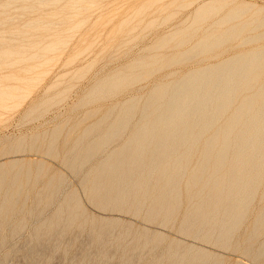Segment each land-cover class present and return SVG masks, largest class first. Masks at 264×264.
I'll return each instance as SVG.
<instances>
[{
	"label": "rangeland",
	"instance_id": "374dc122",
	"mask_svg": "<svg viewBox=\"0 0 264 264\" xmlns=\"http://www.w3.org/2000/svg\"><path fill=\"white\" fill-rule=\"evenodd\" d=\"M241 64L253 72L234 71L231 106L193 149L150 153L132 142L118 151L157 88ZM257 92L264 0H0V264H264V144L247 153L235 146L249 140L244 120L261 107ZM130 100L134 119L109 138ZM233 114L240 118L228 132ZM103 135L104 151L72 166L86 158L77 143ZM121 152L136 166L130 181L122 166L97 165Z\"/></svg>",
	"mask_w": 264,
	"mask_h": 264
},
{
	"label": "bare ground",
	"instance_id": "6f19581e",
	"mask_svg": "<svg viewBox=\"0 0 264 264\" xmlns=\"http://www.w3.org/2000/svg\"><path fill=\"white\" fill-rule=\"evenodd\" d=\"M229 35H227L228 37ZM254 63V62H253ZM254 64L251 65H246V64H241L239 66L234 67L233 69L231 67H227L224 65H220L217 66L216 69L214 71H212V69H206L197 73H194L186 78H184L182 81H179L177 84L176 83H172L171 84H166L163 87L157 88V92L155 91L154 95H151L148 100H146L145 102V106L144 108H140V112L138 113V117H137V122L133 124V122L131 123V119H134V114L132 113V109L130 112L126 111L127 110V106L128 105H133L136 104L135 101L130 100L128 102H126L125 104L122 105V109H123V115H116L117 117L115 118V120L112 121L110 127L106 130H109L111 136L109 138H111L113 135H116L119 133V131L121 132L122 130L126 131V127H128V125L130 126L131 123V132L127 133L124 132L127 136L125 137V141L123 146L118 150V151H127L126 148H129V144L134 145V148H136V150L134 151H141V150H145L146 148L148 149V151H152V153H154L155 151H177L178 148H184L185 151L191 150L193 149V147L195 146V142H197L198 140L200 141L202 139L203 134L208 131V129L212 128L213 126V121H215V117L221 112L222 109H224V107L228 106V108L231 106V102H233L232 100V96L233 94H235V87L237 86L238 82L240 80L235 79V74L234 71H239L241 70L242 73L240 74V76L244 75L246 76V73L248 75H250V73H252L253 71L251 70ZM252 68H249V67ZM230 69V70H229ZM252 71V72H248L247 71ZM222 70L224 72H222ZM226 72V73H225ZM208 74V75H207ZM215 75V77H212V75ZM188 75V74H187ZM225 75V76H224ZM238 75V74H237ZM207 78V79H206ZM208 81V82H206ZM252 81V80H251ZM209 82H211L210 86H207V84H209ZM256 82V81H255ZM185 83H188L187 85ZM190 83V84H189ZM245 85V84H244ZM162 86V85H160ZM221 87V89H219ZM246 87V86H245ZM260 89V88H259ZM100 90V89H99ZM237 91V90H236ZM104 92V90H103ZM260 92V90H259ZM98 93V92H96ZM102 93V92H101ZM258 93V92H257ZM256 94V93H255ZM260 94V93H258ZM197 95V96H196ZM195 96V97H194ZM252 96V95H251ZM249 96V97H251ZM194 97V98H193ZM240 97V96H239ZM259 97V96H258ZM191 98H193L191 100ZM236 98V97H235ZM248 100V99H247ZM255 100V99H254ZM259 100H261V107H257L259 108L258 110H256L255 115L251 116V117H245L246 119L245 124L246 128H245V134L248 135L249 140H247L246 142H238L237 144H235L236 149L238 151H246L247 149L252 148L254 151L256 149V147H261L260 145L263 146L264 144V93L260 94ZM251 101V100H250ZM244 102V101H243ZM256 102V101H255ZM249 103V102H248ZM258 103V102H257ZM259 105V104H258ZM234 107V106H233ZM249 107V106H247ZM251 107V106H250ZM255 107V106H253ZM121 108V107H120ZM237 108V107H236ZM239 108V107H238ZM255 108V109H257ZM121 109V110H122ZM136 109V108H135ZM139 109V108H138ZM212 112V117L210 119H207V112L209 111ZM251 109V108H250ZM114 110V109H113ZM112 110V112H113ZM120 110V111H121ZM229 110V109H227ZM245 111H248V109H246ZM136 112V111H134ZM224 112V111H222ZM237 112V111H236ZM254 112V111H253ZM115 113V112H113ZM120 113V112H119ZM118 113V114H119ZM122 113V112H121ZM210 113V112H209ZM230 113V112H229ZM244 113V112H243ZM246 114V113H245ZM108 115V114H107ZM113 115V114H112ZM224 115V114H222ZM241 115V113L239 114ZM239 115H235L233 114L231 116L230 119H228V121H225L226 123L228 122V124L226 126H228L225 130L229 132V129L231 128V125H235L238 121V119L240 118ZM248 115V114H247ZM110 116V114L108 115ZM106 117V116H105ZM114 116H111V118H113ZM219 117V116H218ZM109 118V117H108ZM221 117H219L220 119ZM242 118V117H241ZM107 119V118H105ZM104 119V120H105ZM218 119V118H216ZM241 120V119H240ZM110 121V122H111ZM120 121V122H118ZM224 122V123H225ZM216 125V124H215ZM108 126V125H107ZM106 126V127H107ZM225 127V126H223ZM214 128V127H213ZM219 129H217L211 138V142L213 143L217 138H219L220 134H222V129H220V126L218 127ZM235 128V127H233ZM242 128V129H244ZM95 129L94 131H92V133H97L96 129L97 128H93ZM240 129V130H242ZM225 130L223 132H225ZM237 130V129H236ZM240 130H238L240 132ZM88 131V130H87ZM91 132V131H89ZM89 133V134H92ZM231 133V132H230ZM238 133V132H237ZM108 134V132H107ZM122 133H120L121 135ZM236 134V132H235ZM234 134V135H235ZM242 133V135H245ZM99 135V134H96ZM109 135V134H108ZM217 135V136H216ZM88 136V135H87ZM92 136V137H91ZM90 137L93 138V135H91ZM119 136V135H118ZM122 136V135H121ZM206 136V134H205ZM211 136V135H210ZM89 137V138H90ZM101 137V136H100ZM104 138H98V139H94L92 141H88V143L86 142L87 145H84L85 142L83 143L82 141H84L83 139H81V141H79L78 144V148L79 151H81L79 154H82L86 156V158L83 156H78L75 159H73V164L72 166H74L76 168V166H87L90 163V160H92V158L96 157L98 155L97 152L102 151L103 148H106V144H107V139L108 137H105V135H103ZM238 137V136H235ZM243 137V136H242ZM254 137V138H253ZM82 138V137H81ZM84 138V137H83ZM120 138V137H119ZM114 139V137L112 138ZM248 139V138H246ZM113 141V140H112ZM206 142H204V144H200L199 146L202 147L203 149H206L209 145V140L206 138L205 139ZM221 141V140H219ZM228 141V139H225V142ZM200 142V143H201ZM234 142V141H232ZM83 143V144H82ZM109 143V142H108ZM216 143V142H214ZM217 144V143H216ZM198 146V147H199ZM223 146V144H222ZM221 146V147H222ZM228 146H233V145H224L223 148L227 149ZM196 147V148H198ZM213 147V146H211ZM231 148V147H229ZM197 150V149H196ZM104 151V149H103ZM117 151V150H115ZM154 151V152H153ZM222 151V150H221ZM114 152V151H113ZM157 152V153H158ZM196 152V151H195ZM211 152V151H209ZM216 152V151H215ZM219 152V151H218ZM228 152V151H227ZM248 151H246L247 153ZM101 152H99L100 154ZM110 153V152H109ZM145 153V152H143ZM161 153V152H160ZM174 153V152H172ZM177 153V152H176ZM230 153V152H228ZM111 154V153H110ZM109 154V155H110ZM119 155V153H117ZM116 154V155H117ZM125 153L121 152V154L119 155V157L115 158V156L113 157H108L105 156L106 158H102L97 165L98 168L99 167H103L105 169H112L114 171L118 169L119 171V167L122 166L120 169V176H121V180H123V178H128L129 181L132 178L133 175H130L132 172H130L131 170H133V168L135 167H129L131 164H125L126 160L125 159H121L122 156ZM135 154V153H134ZM133 154V155H134ZM148 154V153H147ZM168 154V152H167ZM187 154V153H186ZM216 154V153H215ZM232 154V153H231ZM74 155V154H73ZM140 155V154H139ZM149 155V154H148ZM151 155V154H150ZM159 155V154H158ZM176 155V154H174ZM178 155V154H177ZM190 155V154H189ZM235 155V154H234ZM241 155V154H240ZM165 156V155H164ZM216 156V155H215ZM243 156V155H241ZM75 157V156H74ZM140 157V156H139ZM150 157V156H149ZM174 157V156H173ZM171 157V158H173ZM214 157V156H212ZM223 157V155H222ZM130 158V157H129ZM127 158V159H129ZM137 158V157H136ZM146 158V157H144ZM156 158V157H155ZM215 158V157H214ZM253 158V157H252ZM138 159V158H137ZM157 159V158H156ZM167 159V158H166ZM187 159V158H185ZM224 159V158H223ZM238 159H240V157H238ZM98 160V159H96ZM140 160V159H139ZM200 160V159H199ZM225 160H228L225 158ZM244 160V159H243ZM261 160V159H260ZM263 160V159H262ZM136 161V160H135ZM145 161V160H144ZM177 161V160H176ZM215 161V160H214ZM236 161V160H235ZM233 161V162H235ZM248 161V160H247ZM256 161V160H255ZM133 163V161H131ZM141 162V161H140ZM148 162V160H147ZM159 162V161H158ZM179 162V161H178ZM202 162V161H201ZM241 162V161H240ZM128 163V162H127ZM142 163V162H141ZM151 163V162H150ZM163 162H161L160 165H162ZM173 163V162H172ZM230 163V161H229ZM252 163V161H251ZM262 163V162H261ZM228 163H225L224 165L226 166ZM237 164V163H236ZM241 164V163H240ZM248 164V162H247ZM134 165V164H133ZM147 165V164H146ZM145 165V166H146ZM168 165V164H166ZM179 165V164H178ZM184 165V164H183ZM219 165V164H218ZM263 165V164H262ZM154 166V165H153ZM171 166V165H170ZM169 166V167H170ZM186 166V165H184ZM235 166V165H234ZM238 166V165H237ZM243 166V165H242ZM248 166V165H247ZM82 167V168H83ZM125 167V168H124ZM152 167V165H151ZM163 167V166H162ZM169 167L168 170L170 169ZM256 167V166H255ZM146 168V167H144ZM149 168V167H148ZM178 168V167H177ZM196 168V167H195ZM198 168V167H197ZM213 168V166H212ZM229 168V167H226ZM237 168V167H236ZM254 168V167H253ZM262 168V167H260ZM147 169V168H146ZM183 169V168H182ZM186 169V168H185ZM189 169V168H188ZM211 169V167H210ZM235 169V168H234ZM249 169V168H247ZM202 170V169H201ZM216 170V169H215ZM226 170V169H225ZM232 170V169H231ZM95 171H97V168L95 169ZM101 171V170H100ZM149 171V170H147ZM185 171V170H184ZM130 172V173H129ZM171 172V171H170ZM180 172V171H179ZM211 172V171H210ZM214 172V171H213ZM220 172V171H219ZM115 173V172H114ZM144 173V172H143ZM146 173V172H145ZM150 173V172H149ZM229 173V172H227ZM232 173V172H231ZM234 173V172H233ZM250 173V172H249ZM97 174V173H96ZM174 175V173H172ZM187 174V173H185ZM215 174V173H214ZM246 174V173H245ZM262 174V173H261ZM95 175V174H94ZM216 175V174H215ZM222 175V174H221ZM224 175V174H223ZM226 175V174H225ZM229 175V174H228ZM237 175V174H236ZM92 176V174L90 175ZM198 176V175H197ZM219 176V174H218ZM235 176V174H234ZM248 176V175H246ZM98 177V176H97ZM103 178H106V176H102ZM109 177V176H108ZM217 177V176H216ZM215 177V178H216ZM144 178V177H143ZM195 178H199L195 177ZM220 178V177H219ZM234 178V177H233ZM238 178V177H237ZM93 179V178H92ZM126 179V180H128ZM140 179V178H139ZM202 179V178H201ZM214 179V178H212ZM230 179V177L228 178ZM98 181H100V179H97ZM110 180V179H109ZM113 180V179H112ZM115 180V179H114ZM119 180V179H118ZM117 180V181H118ZM142 180V178H141ZM197 180V179H194ZM211 180V179H209ZM220 181H223L221 179H219ZM232 180V179H231ZM249 180V179H247ZM256 180V179H255ZM139 181V180H137ZM177 182V180H175ZM228 181V180H227ZM238 181V180H237ZM240 181V179H239ZM103 182V181H102ZM127 182V181H126ZM132 182V181H131ZM141 181L138 182V185L140 184ZM196 182V181H194ZM210 182V181H209ZM208 182V183H209ZM219 182V181H218ZM241 182V181H240ZM100 182H97V184H99ZM105 183V182H103ZM125 183V182H124ZM143 183V182H141ZM246 183V182H244ZM249 183V182H247ZM257 183V182H256ZM115 184V183H114ZM113 184V185H114ZM117 184V183H116ZM224 184V183H223ZM227 184V183H226ZM107 185H112V183H108ZM119 185V184H118ZM126 185V184H125ZM130 185V184H128ZM208 185V184H207ZM219 185V184H218ZM228 185V184H227ZM236 185V184H235ZM122 186V185H121ZM135 186H137L135 184ZM225 186V184H224ZM238 186V185H237ZM113 188V186H111ZM118 186L116 185V188ZM139 187V186H137ZM141 187V185H140ZM246 187V186H245ZM108 188V187H105ZM201 188V187H200ZM222 188V187H221ZM224 188V187H223ZM241 188V187H240ZM248 188V187H247ZM110 189V188H108ZM121 189V188H120ZM140 189V188H138ZM245 189V188H244ZM107 189H105L106 191ZM118 190V188H117ZM214 190V189H213ZM224 190V189H223ZM240 190V189H239ZM248 190V189H247ZM246 190V191H247ZM95 191V190H94ZM208 191V190H207ZM210 191V190H209ZM245 191V190H244ZM245 191V192H246ZM90 192V191H89ZM100 192V191H98ZM112 192V191H111ZM234 192H237V190H234ZM253 192V191H252ZM114 193V192H113ZM159 193V192H158ZM192 193V192H191ZM200 193V192H198ZM231 193V192H230ZM157 194V193H156ZM187 194V193H186ZM205 194V193H204ZM207 194V193H206ZM209 194V193H208ZM219 194V193H218ZM92 195V194H91ZM160 195V194H158ZM194 195V194H191ZM201 195V194H199ZM235 195V194H234ZM237 195V194H236ZM243 195V194H242ZM154 197V194L152 195ZM150 196V197H152ZM218 196V195H217ZM228 196V195H227ZM233 196V195H232ZM12 197V196H11ZM152 197V198H153ZM158 197V196H157ZM155 196V198H157ZM165 197V196H164ZM169 197V196H168ZM196 197H198L196 195ZM196 197H194L196 199ZM213 197V196H212ZM215 197V196H214ZM230 197V196H229ZM173 198V197H172ZM189 198V197H188ZM227 197H224V200ZM245 198V197H244ZM160 199V198H159ZM170 199V198H168ZM192 199V198H191ZM216 199V198H215ZM220 199V198H219ZM230 199V198H229ZM246 199V198H245ZM154 200V199H152ZM158 200V199H157ZM171 200V199H170ZM218 200V199H216ZM233 200V199H232ZM209 201V200H206ZM214 201V200H213ZM222 201V200H221ZM198 203L200 201H197ZM216 202V201H215ZM231 202V201H230ZM172 203V202H171ZM214 203V202H213ZM220 203V202H219ZM242 203V202H241ZM223 204V203H222ZM226 205H228L227 203H224ZM167 205V204H166ZM196 205V204H195ZM193 204V206H195ZM206 205V204H205ZM210 205V204H209ZM68 206V205H67ZM156 207V206H155ZM173 207V206H172ZM175 207V206H174ZM202 207V206H201ZM208 208V206H205ZM215 207V206H214ZM217 207V206H216ZM157 208V207H156ZM220 208L223 209V207L221 206ZM162 209V208H161ZM196 209V208H195ZM205 208L199 209L204 210ZM206 209V211H207ZM218 210V209H217ZM220 210V209H219ZM226 210V209H225ZM67 211V210H66ZM69 211V210H68ZM199 211V212H200ZM216 211V210H215ZM213 211V212H215ZM208 212V211H207ZM222 212V211H221ZM227 212V211H225ZM61 213V212H60ZM70 213V212H69ZM220 213V212H219ZM58 214V213H57ZM63 214V212L61 213ZM196 214V213H195ZM199 214V213H198ZM209 214V212H208ZM232 214V213H230ZM235 214V213H234ZM64 215V214H63ZM71 215H73L71 213ZM205 215H207V213L205 212ZM229 215V214H228ZM70 216V215H67ZM167 216V215H166ZM208 216V215H207ZM70 217H68L67 220H69ZM201 218V217H200ZM206 218V217H204ZM55 219H57V216L55 215ZM53 219V220H55ZM66 219V218H65ZM203 220V218H201ZM60 220V219H57ZM55 220V221H57ZM207 220V219H206ZM192 264V263H190Z\"/></svg>",
	"mask_w": 264,
	"mask_h": 264
}]
</instances>
